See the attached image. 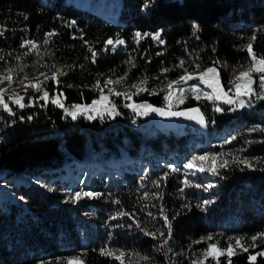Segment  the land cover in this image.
<instances>
[{"label":"trees","instance_id":"1","mask_svg":"<svg viewBox=\"0 0 264 264\" xmlns=\"http://www.w3.org/2000/svg\"><path fill=\"white\" fill-rule=\"evenodd\" d=\"M104 1L106 4L96 9L74 0H0V28L6 29L0 36V55L5 57L0 61V71L15 66L23 68L20 75L38 76L41 71L50 75L54 64L73 66L71 70L65 67L67 75L60 78L66 107L90 104L99 95L92 87L97 79H116L127 71L122 83L132 84L147 76V87L156 93H141L133 97L134 102L164 106L162 85L182 74L183 70L176 68L180 60H185L190 70L196 63L203 68L217 58L226 61L219 71L227 87L233 79L227 78L225 64L247 63L246 51L240 50L243 45L252 43L254 52L264 56V32H256L257 39H252L254 31L264 26V0H154L148 8L144 7L146 0ZM194 24L199 27L198 39L193 36ZM52 31L57 35L45 45V34ZM136 32H160L165 44L149 36L137 45ZM117 37L125 45L101 52L96 64L85 59L90 53L84 40L99 51L105 40ZM25 39L34 41L38 50L21 48ZM16 56L21 59L17 61ZM129 56L135 58V68L125 63ZM163 68L170 71L163 74ZM13 86L17 89L6 93V99L13 92L23 95L26 91L19 84ZM46 87L51 95L52 83ZM27 93L36 95L32 89ZM113 99L120 114L112 118L88 120L78 116L73 120L51 103L41 107L42 100L22 110L10 105L16 116L0 113V184L6 183L14 195L0 189V264H66V257L81 254L85 264H117L99 255L105 245L126 253L139 252L163 264V250L156 251L159 241L145 236L134 225L115 226L131 224L128 217L109 220L120 210L135 213L149 231L159 228L166 232L159 218L162 205L172 220L168 247L187 253V258L176 257L177 264H189L195 258L193 254L199 255L205 248L206 243L201 242L189 250L192 240L212 235L214 240L209 243L219 241L226 247L229 237L243 236L250 241L251 235L264 230V163L260 162L264 161V132L250 131L264 127V101L244 108L237 104L235 111H229L231 106L220 101L213 104L188 98L177 105L176 109L193 105L200 108L207 121L206 128L200 129L189 123L182 128L155 124L124 108L122 97ZM216 106L222 111H215ZM204 153H225L223 159L228 160L232 156L227 153H233L249 158L255 167L231 164L220 169L218 176L193 174L194 170L183 168L192 156ZM82 166L87 173L77 186L66 175L70 172V177L77 178ZM170 167L179 171L171 173L160 188H154L152 181L160 180ZM141 177L145 179L141 181ZM185 178L193 184L212 183L214 187L208 191L185 187ZM182 187L183 195L179 191ZM77 191L101 195L73 203L70 196ZM145 191L162 192L163 200H141ZM205 199L214 203L202 211L197 204ZM116 200L120 203H113ZM145 204L148 207L141 211ZM184 204L190 208H182ZM147 212L157 219L152 221ZM257 244L249 253L232 257V264H248L247 256L264 247ZM220 260L226 264L227 258ZM125 264L147 262L128 255ZM256 264H264V257H257Z\"/></svg>","mask_w":264,"mask_h":264},{"label":"snow or ice","instance_id":"2","mask_svg":"<svg viewBox=\"0 0 264 264\" xmlns=\"http://www.w3.org/2000/svg\"><path fill=\"white\" fill-rule=\"evenodd\" d=\"M153 2L154 0H146L144 7L148 8ZM24 19L27 20L28 16L24 15ZM68 26L71 27V24ZM192 28L193 36L198 39V25L194 24ZM5 31L6 29L0 28V36H3ZM256 32H264V26H261L254 31L252 36L253 41L257 39L255 34ZM56 35L57 33L55 31L46 33L44 44L47 45L49 38ZM149 36H151V39L157 41L160 45L165 44V41L161 38L160 32H156L155 34L148 32H136L134 34V41L137 45H139L141 40ZM76 38L77 37H73V39ZM79 39L83 40V37H79ZM83 42L87 47V51L90 53V57L86 56L85 59H90L92 64L97 63L101 52H107L109 50L115 51L118 46L125 45V41L119 37L115 39L108 38L103 42V47L97 51L92 45L88 44L86 40ZM20 47L26 48L28 52H31L33 49L38 50L39 46L34 41L25 39L20 44ZM240 50L246 51V60L250 63V67L246 71L240 72L233 80L229 81L227 87H225V85L222 83L221 73L219 71V66L222 63H227L226 61H221L219 58H217L212 61L211 66H206L203 68H201L199 63H196L190 70L189 68L185 67L186 61L183 59L180 60L176 65V68L182 69V74L176 79L167 80V82L162 85V90L165 91L163 96V107H155L146 101L140 103L133 101L134 96L140 95L144 92H148L149 95L156 94L154 90H150L147 87L149 80V77L147 76L130 85V87L135 89V91L132 93L116 92L109 87L110 85H116L124 82L128 77L127 71L116 79H112L111 77L105 79L103 84H101L100 80L97 79L92 87L99 92L98 98L93 99L90 104H73L70 107H66L63 103L64 93L59 88L61 84L60 78L67 75L65 67H67L68 70H71L73 66H56L54 64L52 65L54 70L51 71L50 75L41 71L39 72L38 76H29L28 74L20 75V73H23L22 67H5L3 71H0V83L7 81L9 87H0V113H7L10 117L16 116L17 113L10 105H14L16 108L22 110L26 107H32L34 104H38L42 100L44 103L40 105L41 107H46L49 103H51L57 108H62L65 114L70 116L73 120H76L78 116H84L88 120L95 119L97 116H99L101 119H103L105 116L112 118L120 114L117 110V103L113 97H122L123 100L126 101L123 103V107L130 109L136 116H147L150 113H155L156 115L163 117H184L187 120L195 121L201 127H205L207 121L205 120V116L199 107L185 108L182 111H178L176 110V106L184 104L186 99L191 98L197 101H212L213 104H215L217 101H220L223 104L231 106L229 111H235V105L237 104L240 108H244L251 107L255 102L264 101V56L258 55L254 52L252 43L243 45ZM215 51L216 49L213 48V52ZM157 55H161V53H157ZM4 59L5 57L0 55V61ZM15 59L19 61L21 57L16 56ZM134 59V57L129 56L125 63L129 64L131 68H135L136 64ZM237 66L242 65L238 63L232 67L235 68ZM45 67H47V65H45ZM79 67H83V65H80ZM169 71V68H163L161 70L163 74H166ZM40 77H43V79L41 80ZM189 81H196V83L189 84ZM49 82H51L53 85L51 95L50 91L46 87ZM14 84L23 86L26 90L25 93L22 95L20 93L13 92V94L7 96L6 99V93L11 90ZM201 85L203 87H201ZM72 86L73 85H68V87ZM84 87L88 86L84 85ZM106 88L108 89V94H105L104 89ZM27 89H32L36 95H28ZM26 97L27 103H25ZM243 98L247 99L245 100ZM214 110L220 112L222 111V108L216 106ZM21 119H23V117H21ZM27 119L31 120L32 116L27 117ZM12 123H15V121L13 120ZM250 131L264 132V127L257 126L250 129ZM229 142L230 141H225V143ZM240 151L243 152L244 149H241ZM225 155V153H204L203 155H194L183 165V168L186 170H194L193 174H195V172H206L211 176H218L220 175V169H226L231 164H235L237 167L243 165L244 168L248 169L255 167L254 162L247 157L233 153H227V155L232 156V159L228 160L223 159ZM260 162L264 163V161ZM177 171H179L178 168L170 167L169 172L164 173V175L160 177V180L152 181L153 187L160 188L161 182L166 181L171 173ZM144 179L145 177H141V181ZM182 183L185 187L203 188L204 191H208L214 187L212 183H207L204 185L193 184L192 181L187 178H185ZM140 187L144 188V184L141 183ZM179 191L181 195H183L184 188H180ZM100 195V193L95 192L77 191L70 196V201L75 203L82 198H97ZM152 199L163 200V193H149L145 191L141 197V200ZM113 203L119 204L120 201L116 200L113 201ZM212 203H214V201L205 199L201 203L197 204V207L204 211L206 210V206ZM153 206L155 207V205ZM147 207V204L143 205L141 211H144V209ZM182 208H190V205L184 204ZM146 215L152 221L157 219V217L152 212H147ZM177 215H179V213ZM121 217H128L132 223L128 225L117 224L115 225L116 227L131 228L134 225L137 229L143 232L145 236H151L154 240L159 241L156 251L160 252L163 250V264H177L176 257L181 255H184L187 258V253L173 252L172 249L168 247L173 235L172 220L169 219L168 215L166 214V210L162 205L159 206V218L163 220V226L164 229H166V232L159 228H157L156 231L147 230L145 227H142L141 222L136 218L135 213H129L123 210H120L114 215L110 216L109 220H118ZM172 219H175V217ZM248 239L250 240V243H246L245 237L243 236L229 237L226 247H221L219 241L209 243L208 241L214 240L212 235L201 237L199 240H192L188 245L189 250H191L192 245L199 244L201 242H205L206 247L200 251L199 255L193 254L195 258L190 259L189 264H209V261L214 262V264H221V257L227 258L226 264H232V257L240 253H249L250 248L254 249L258 246L257 242L264 244V231L251 235ZM170 252L171 255H169ZM83 255L84 254L67 258L66 264H85V261L82 258ZM99 255L102 257L111 258L116 261L117 264H125V258L128 255H135L139 257L140 260L147 262V264H156L155 260L148 255H141L139 252L126 253L122 249H113L108 247V245H105L99 249ZM257 257H264V250L257 251L255 254H249L247 256L248 264H256ZM40 264H46V262L42 261ZM57 264H61V262L57 261Z\"/></svg>","mask_w":264,"mask_h":264},{"label":"rangeland","instance_id":"3","mask_svg":"<svg viewBox=\"0 0 264 264\" xmlns=\"http://www.w3.org/2000/svg\"><path fill=\"white\" fill-rule=\"evenodd\" d=\"M74 1H76L77 3H80V4L84 5V6L95 7L96 9H99L100 7H103L102 5L106 4V1H104V0H74ZM107 3H108V5H110L111 4V1H108ZM225 67H226V70H227V78L228 79H234L240 72L246 71L250 67V63L247 62L244 65L237 66L235 68H233L232 65L225 64ZM103 81H104V79H102L101 84H103ZM130 85L131 84L120 83V84H116V85H110L109 87L112 88L114 91H119V90L120 91H124V90L131 89L132 87H130ZM0 87H2V88H8L9 87L8 82L7 81H4L3 83H0ZM20 87H23V86H20ZM16 89H17V87L12 86L11 90L8 91L7 93H11L12 91H14ZM104 91H105V94H108V89L107 88L104 89ZM149 104H152L155 107H163V106L154 105L153 103H149ZM191 107H197V106L193 105V106L178 108L176 110L182 111L185 108H191ZM144 117L146 119H149V120L153 121L155 124L163 125L165 127L168 126V125H173V126H178V127H181L182 128V127H184V125H188V123H189V124H194V126L196 128H200V129L206 128V126L205 127H201L195 121L187 120L184 117H163V116H158L155 113H150L149 115L144 116ZM69 173L70 172H68L67 175H66L67 176V179L71 178L72 183L75 184V185H77V186H79V183L86 176L87 169L85 168V166H82L80 168V171L78 172L77 178H75L74 176H71L70 177L69 176ZM0 189H2L4 193H6V194L8 193L10 196H14L13 193H12V191H10L7 188L6 183H1L0 184ZM246 243H250V241H246ZM261 250H264V247H262ZM73 256H79V255H72V256L66 257V260H67V258H70V257H73Z\"/></svg>","mask_w":264,"mask_h":264}]
</instances>
